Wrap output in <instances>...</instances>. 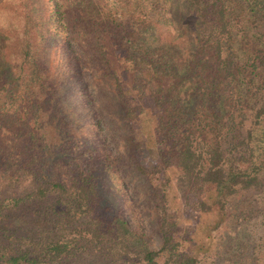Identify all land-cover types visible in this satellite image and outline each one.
<instances>
[{"label":"trees","instance_id":"obj_1","mask_svg":"<svg viewBox=\"0 0 264 264\" xmlns=\"http://www.w3.org/2000/svg\"><path fill=\"white\" fill-rule=\"evenodd\" d=\"M182 1L190 14L188 27L171 33L166 0H74L70 25L78 27L84 37L91 49L86 52L85 48L72 49L74 41L66 31L58 0H0L13 6L5 17L13 14L19 22L0 21V61L3 46L10 43L16 46L12 66L17 65V72L30 57L41 64L50 48L57 50L61 76L73 91L69 99L82 112L87 128L81 130L85 139L72 143L87 141L94 152L102 151L106 170L111 166L103 151L109 142L108 129L96 103L78 85L80 79L93 82L90 77L96 73L107 77L116 89L122 117L133 131L140 122L139 102L149 104L157 134L154 156H165V165L178 171L179 183H193L207 192L206 204L216 213L215 229L245 216L242 198L250 190L264 197V0ZM9 23L15 29L11 34ZM109 48L118 51L116 67L129 71L125 74L126 86L132 89L129 96L112 69L114 56ZM8 74L11 77H0V95L4 90L10 96L12 91L7 88L13 80ZM33 131L28 133L31 137L36 136ZM134 139L141 142L132 134L125 136L134 157L132 167L147 175L146 164L136 157V146L132 147ZM31 159L12 161L28 165L31 177L27 192L0 199V216L32 197L41 202L50 194L56 202L39 207L34 222L30 221V234L17 233V226H0V264H47L95 246L105 247L111 258L123 262L197 264L198 250L208 249L196 245V250H179L181 238L173 229L166 202L159 206L158 243L148 245L141 226L131 228L119 209L107 221L95 213V185L88 171L76 165L65 182L37 173L30 167ZM255 220L264 229V205L261 211L255 208ZM234 232L236 236L221 239V247H213L222 250L219 264H245L244 259L249 264H264V232L253 237L239 226Z\"/></svg>","mask_w":264,"mask_h":264},{"label":"rangeland","instance_id":"obj_2","mask_svg":"<svg viewBox=\"0 0 264 264\" xmlns=\"http://www.w3.org/2000/svg\"><path fill=\"white\" fill-rule=\"evenodd\" d=\"M166 2L171 13L167 29L170 28L171 33L176 31L180 33L188 27L190 21L186 4L182 0ZM57 7L65 13L63 19L67 24L66 31L72 35L74 41L70 43L75 47L72 49L76 51L85 48L86 52H90L91 49L85 44L84 37L76 30L78 27L74 26L73 29L70 25L74 0H58ZM10 8L13 6L0 3V21L7 22L11 19V23L19 25L13 14L5 17ZM12 26V24L8 26L10 34L15 32ZM169 31L167 30L168 33ZM50 49L52 50L43 63L40 64L35 57H30L23 64L21 62V71L17 72V65L12 66L15 59V44L3 46L0 77H11L8 74L10 71L13 80L7 84V88H12L10 96L4 90L0 95V199L27 192L31 177L28 165L20 160L12 164V161L32 156L30 167L37 173L47 177H60L65 182H68L75 172L76 165L88 171L95 185L93 193L95 213L107 221L114 214L111 212L119 209L131 228L135 224L141 226L143 238L146 239L144 241L150 246L158 243L159 206L166 202L170 207L169 215L174 220L173 229L181 238L179 250H196V245L208 247L207 250H198L197 264H219L222 250L213 247L216 245L221 247V239L228 240L233 235L236 236L234 231L238 226L240 229L246 228L248 235L253 237L255 233L263 234V226L255 220V208L262 210L264 197L255 194V190H250L242 198L244 199L242 207L245 208L242 214L245 216L240 215L227 220L219 228L213 229L216 213L210 211L206 204L207 192L193 183H179L178 171L171 165H165V156H154L157 134L150 105L144 101L142 104L139 102L142 108L138 114L140 122H137L138 127L136 123L133 124L138 129L133 131V126L132 128L128 126L126 119L122 117L120 106L116 103L115 87L107 77L99 76L98 73L90 77L94 79L93 82L81 78L82 82L78 85L81 90L84 87L85 91H82L88 93L89 99L96 103L98 114L108 129L109 142L103 151L108 155L111 166H108V170L106 167L102 168V151L94 152L93 146L90 148L87 141L74 146L72 143L74 139H85L82 132L87 128L83 127L85 124L82 112L69 99L73 91L67 87L69 85L67 78L61 76V56L55 48ZM109 49L114 56L111 60L112 69L122 80L123 92L129 96L128 92L132 91L126 86L128 79L126 75L129 71L116 67L119 64L118 51L114 48ZM84 61L89 63L88 58ZM83 73L86 76L90 74L87 70ZM35 83L37 84L34 85ZM31 129L34 130L32 133H36L35 137L28 134ZM128 134L141 139L140 143L134 139L132 147L136 146L137 149L134 150L137 153L136 157L146 164L147 175L138 174L132 167L134 157L125 144V136ZM26 139L28 141H25ZM170 161H173L172 158ZM164 190L166 192L161 196ZM51 202H56V198L50 194L41 202L33 197L27 201H19L16 207L5 209L6 213L0 216V226L6 224L11 225L10 227L17 226V233L30 234L32 231L30 221L34 222L39 207ZM100 211L108 213L109 217ZM248 248L246 247V251L250 252ZM104 251L105 247L95 246L83 251L82 254L76 252L47 264H141L135 259L123 262L111 258V255ZM102 257L106 258L101 259ZM244 263L249 264L245 259Z\"/></svg>","mask_w":264,"mask_h":264}]
</instances>
